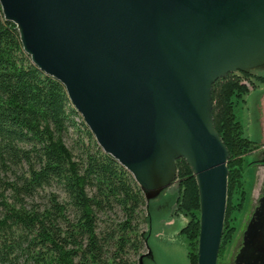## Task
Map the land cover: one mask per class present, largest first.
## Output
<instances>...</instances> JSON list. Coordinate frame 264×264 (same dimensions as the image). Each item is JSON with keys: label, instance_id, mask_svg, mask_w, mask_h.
Here are the masks:
<instances>
[{"label": "water", "instance_id": "95a60500", "mask_svg": "<svg viewBox=\"0 0 264 264\" xmlns=\"http://www.w3.org/2000/svg\"><path fill=\"white\" fill-rule=\"evenodd\" d=\"M0 6L31 63L64 86L98 147L130 173L145 200L172 183L177 159L186 161L200 203L196 264H217L229 153L214 128L212 86L264 64V0ZM257 239L264 249V228Z\"/></svg>", "mask_w": 264, "mask_h": 264}, {"label": "trees", "instance_id": "16d2710c", "mask_svg": "<svg viewBox=\"0 0 264 264\" xmlns=\"http://www.w3.org/2000/svg\"><path fill=\"white\" fill-rule=\"evenodd\" d=\"M253 76L230 72L212 86L214 128L229 153L217 264L242 204L244 156L258 145L235 114L256 86ZM175 164L172 214L187 218L180 232L188 264H196L197 182L184 159ZM145 202L130 173L98 147L64 86L31 63L0 6V264H138L148 253Z\"/></svg>", "mask_w": 264, "mask_h": 264}, {"label": "rangeland", "instance_id": "374dc122", "mask_svg": "<svg viewBox=\"0 0 264 264\" xmlns=\"http://www.w3.org/2000/svg\"><path fill=\"white\" fill-rule=\"evenodd\" d=\"M256 83L235 106V114L241 124L243 135L260 144L263 139L264 123V64L251 69ZM248 83V81L246 82ZM254 155H245L243 159L244 195L239 210L232 213L235 231L231 243L226 246L219 257L218 264H229V257L236 252L249 218L252 207L260 194L264 181L263 168L250 167L249 161ZM177 196V186L173 182L156 196L146 199L144 208V223L140 225L149 254H144L141 264H188L185 236L180 232L187 218L173 215L172 209ZM145 248L142 252L146 251Z\"/></svg>", "mask_w": 264, "mask_h": 264}, {"label": "flooded vegetation", "instance_id": "af4514ba", "mask_svg": "<svg viewBox=\"0 0 264 264\" xmlns=\"http://www.w3.org/2000/svg\"><path fill=\"white\" fill-rule=\"evenodd\" d=\"M264 141V131L263 139ZM264 147L258 144L256 148L248 152L249 155H254L252 160L249 161L250 167L263 168ZM246 154V155H247ZM250 226L251 232L249 236L245 234L247 227ZM264 228V181L261 186L260 194L258 195L254 206L250 212L249 218L246 221L244 231L241 234V240L238 244L236 252L233 256L229 257V264H264V249L261 247V242L257 237L262 233Z\"/></svg>", "mask_w": 264, "mask_h": 264}, {"label": "crops", "instance_id": "0c3cea01", "mask_svg": "<svg viewBox=\"0 0 264 264\" xmlns=\"http://www.w3.org/2000/svg\"><path fill=\"white\" fill-rule=\"evenodd\" d=\"M262 102L264 103V99L262 100ZM263 123H264V109H263Z\"/></svg>", "mask_w": 264, "mask_h": 264}]
</instances>
